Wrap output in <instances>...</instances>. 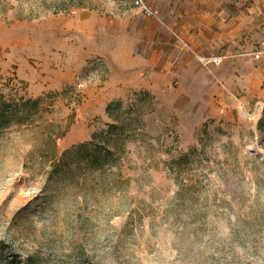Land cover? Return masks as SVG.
Segmentation results:
<instances>
[{
    "label": "rangeland",
    "instance_id": "rangeland-1",
    "mask_svg": "<svg viewBox=\"0 0 264 264\" xmlns=\"http://www.w3.org/2000/svg\"><path fill=\"white\" fill-rule=\"evenodd\" d=\"M231 1L237 52L204 57L170 35L187 66L160 55L152 88L122 93L98 52L127 62L147 18L134 0H0V101L41 102L0 131V264H264V0ZM118 102L121 164L51 175L50 138L63 134L60 157L114 124Z\"/></svg>",
    "mask_w": 264,
    "mask_h": 264
},
{
    "label": "crops",
    "instance_id": "crops-1",
    "mask_svg": "<svg viewBox=\"0 0 264 264\" xmlns=\"http://www.w3.org/2000/svg\"><path fill=\"white\" fill-rule=\"evenodd\" d=\"M152 7H158L153 0H147ZM162 15L161 21L155 23L150 18H144L143 24L133 19V40L129 42L126 51L127 62L116 65L118 59L105 49H100L99 54L116 71L121 68L124 72L120 84L122 93L132 90H150L151 82L146 78L150 63H154L158 56L169 62L177 61L172 49L175 43L168 39L173 34H178L199 55L209 57L226 47L237 52L241 48L239 43L244 33L243 18L233 16L230 12L231 0H159ZM160 23V24H159ZM138 37V38H137ZM156 39V40H155ZM239 53V52H238ZM133 63L136 65H133ZM188 62H180L178 68L187 66ZM134 72V75L125 74Z\"/></svg>",
    "mask_w": 264,
    "mask_h": 264
},
{
    "label": "trees",
    "instance_id": "trees-1",
    "mask_svg": "<svg viewBox=\"0 0 264 264\" xmlns=\"http://www.w3.org/2000/svg\"><path fill=\"white\" fill-rule=\"evenodd\" d=\"M40 105V100H23L13 109L5 101H0V131L13 125L19 126L27 123L32 119L30 109H36L38 112ZM121 105L120 102L112 103L106 109L107 115L114 124L108 125L105 131L94 133L90 141L63 151L60 157L57 156L56 140L63 137V134L50 138L49 143H52L51 175H56L59 179V177L65 178L70 174L82 172L102 174L118 167L122 160L118 155L124 151L123 135L126 132V126L120 119H117L118 116L114 117V114ZM48 126L54 125L49 124Z\"/></svg>",
    "mask_w": 264,
    "mask_h": 264
},
{
    "label": "built area",
    "instance_id": "built-area-1",
    "mask_svg": "<svg viewBox=\"0 0 264 264\" xmlns=\"http://www.w3.org/2000/svg\"><path fill=\"white\" fill-rule=\"evenodd\" d=\"M134 5L136 6L137 9H139L142 13H144L145 16L147 17H151V18H158L159 13L158 11L153 10L152 8H150L148 5L145 4V2L143 0H134ZM175 38L178 40V42L188 51L193 52V49L186 43V41L180 37L178 34H174ZM264 47V44H263ZM261 55H264V49L261 53H257L255 55L256 59H259V57ZM200 61L205 65H212V66H221L224 63V60L226 59L225 57H214L212 59H202L199 58ZM85 87L84 83H79L77 85V88L79 90H82Z\"/></svg>",
    "mask_w": 264,
    "mask_h": 264
}]
</instances>
